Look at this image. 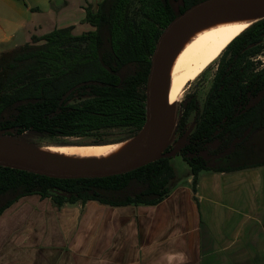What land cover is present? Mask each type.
Returning a JSON list of instances; mask_svg holds the SVG:
<instances>
[{
	"label": "trees",
	"instance_id": "1",
	"mask_svg": "<svg viewBox=\"0 0 264 264\" xmlns=\"http://www.w3.org/2000/svg\"><path fill=\"white\" fill-rule=\"evenodd\" d=\"M200 1L102 0L97 9L86 7L85 21L93 27L87 32L76 35L74 26L55 28L1 50L0 136L27 131L50 138L83 136L117 127L129 131L117 140L136 135L146 121V85L158 38L177 15ZM263 38L261 19L221 54L186 146L194 155L181 153L191 167L194 192L204 170L232 172L264 166V61L259 58ZM197 108L195 98L183 105L179 133ZM215 140L232 146L212 160L196 154ZM174 176L166 156L103 178L60 179L0 166V215L32 194L51 197L59 206L89 200L114 206L155 205L169 195ZM133 184L139 189L130 193ZM51 189L68 195L51 194Z\"/></svg>",
	"mask_w": 264,
	"mask_h": 264
},
{
	"label": "crops",
	"instance_id": "2",
	"mask_svg": "<svg viewBox=\"0 0 264 264\" xmlns=\"http://www.w3.org/2000/svg\"><path fill=\"white\" fill-rule=\"evenodd\" d=\"M101 1L0 0V51L76 30ZM174 171L155 205L20 198L0 215V264H264V166L204 170L197 192Z\"/></svg>",
	"mask_w": 264,
	"mask_h": 264
},
{
	"label": "bare ground",
	"instance_id": "3",
	"mask_svg": "<svg viewBox=\"0 0 264 264\" xmlns=\"http://www.w3.org/2000/svg\"><path fill=\"white\" fill-rule=\"evenodd\" d=\"M261 19L263 10L229 0L191 23L173 41L165 60L161 88L160 150L170 137L173 108L185 87L212 65L234 38ZM142 138L141 133L123 142L88 146H28L0 141V150L60 164H104L133 156L140 150Z\"/></svg>",
	"mask_w": 264,
	"mask_h": 264
},
{
	"label": "water",
	"instance_id": "4",
	"mask_svg": "<svg viewBox=\"0 0 264 264\" xmlns=\"http://www.w3.org/2000/svg\"><path fill=\"white\" fill-rule=\"evenodd\" d=\"M229 0H202L187 8L184 12L177 15L162 31L156 43L155 50L151 58V67L146 85V121L142 129L134 136L123 139L113 140L105 143H74L61 144L55 146H88L100 144H113L130 140L143 134L140 150L133 156L116 162L104 164H60L27 158L14 153L0 150V166L11 167L25 170L28 172L60 179L77 178H103L119 174H124L142 166L149 164L163 156L171 157L176 153L165 154L164 150L168 142L160 150L161 145V126L163 112L161 110V88L163 80L164 65L169 49L177 36L191 23L201 16L224 5ZM251 7L264 11V0H234ZM174 124V117H173ZM173 130V127H172ZM172 134V132H171ZM171 136V135H170ZM170 139V138H169ZM0 141H8L28 146H43L42 144L31 142L24 137H8L1 135ZM169 141V140H168ZM51 194L68 195L65 192L51 189Z\"/></svg>",
	"mask_w": 264,
	"mask_h": 264
},
{
	"label": "rangeland",
	"instance_id": "5",
	"mask_svg": "<svg viewBox=\"0 0 264 264\" xmlns=\"http://www.w3.org/2000/svg\"><path fill=\"white\" fill-rule=\"evenodd\" d=\"M47 16H43L42 20L46 21ZM83 22L78 25V28L76 30H73L74 34L79 35L84 32H87L91 29V26L88 22L85 20H82ZM263 44H264V38H263ZM220 57L212 64L210 65L200 76H198L195 80L189 82V84L185 87L183 94L181 95V99L176 103V105L173 108V117H174V124L172 125L173 130L171 131L172 134L168 139L169 141L167 146L168 148L164 152L166 155L171 153H178L177 155L172 156L171 158V165L174 167V169L177 172L176 180L184 181L187 179V176L191 174V168L189 164L183 159V157L179 153H183L186 149L185 146L190 140V136L193 133V131L196 128V123L198 119L200 118L201 112L204 107V102L207 97V94L210 90V87L213 83V78L216 73L218 64L220 62ZM261 60H264V50L262 54L259 57ZM192 98H195L198 102V108L195 109L191 116L188 119V123L186 125V128L182 133H179L178 130V123L180 120V117L182 115L183 105L189 102ZM129 131L126 127H117V128H108L103 129L100 132L92 133L88 135H83L81 138H75V137H68L70 140L75 141H81V140H99L102 139L104 141L109 140H117L124 138L128 135ZM4 136L13 135L15 137H24L25 139L36 142L39 144H42L43 146L47 145H61L54 143L53 138L60 137V135L54 136L50 138L46 133L43 132H37V131H27L23 134H17L13 132L12 134L5 133ZM217 143H212L207 147V152H204V155H207L209 151L213 150V148H217ZM189 157H191V153L186 151ZM139 189L137 184H133L129 188V192H134Z\"/></svg>",
	"mask_w": 264,
	"mask_h": 264
},
{
	"label": "flooded vegetation",
	"instance_id": "6",
	"mask_svg": "<svg viewBox=\"0 0 264 264\" xmlns=\"http://www.w3.org/2000/svg\"><path fill=\"white\" fill-rule=\"evenodd\" d=\"M264 61V60H263ZM188 123V122H187ZM196 125H197V123H196ZM194 132V131H193ZM68 137H75V138H81L82 136H60V137H56V138H53V139H51V140H53V142L54 143H57V144H74V143H78V144H81V143H90V142H93V141H95V140H93V141H91V140H81V141H75V140H70V139H68ZM191 137V136H190ZM217 143V145H218V147L217 148H213V150H211V151H209V153L207 154V155H204L203 153L204 152H207L206 150H207V147L210 145V144H212V143ZM190 143V140H189V142L187 143V144H189ZM187 144H186V146H187ZM186 146H185V148H186ZM230 146H232V145H229V146H222L221 145V140H215V141H213V142H210V143H207V144H205V146H204V150H201V151H199V152H197L196 154L197 155H200V156H202V158H204V159H210V160H212L214 157H220L221 156V154H223V153H225L227 150H228V148L230 147ZM186 151L188 152L189 150H187V149H185L184 150V152L186 153ZM190 152V151H189ZM191 153V155L193 156L194 154L192 153V152H190ZM178 153H176V155H177ZM180 155H181V153H179ZM187 154V153H186ZM182 156V155H181ZM187 156H188V154H187ZM191 156V157H192ZM171 158H172V156L170 157V160H171ZM184 159V158H183Z\"/></svg>",
	"mask_w": 264,
	"mask_h": 264
}]
</instances>
